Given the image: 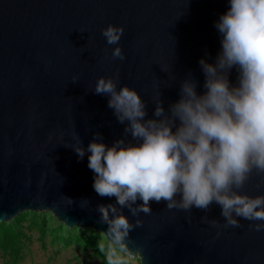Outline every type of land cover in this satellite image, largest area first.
Returning <instances> with one entry per match:
<instances>
[{
	"label": "water",
	"instance_id": "water-1",
	"mask_svg": "<svg viewBox=\"0 0 264 264\" xmlns=\"http://www.w3.org/2000/svg\"><path fill=\"white\" fill-rule=\"evenodd\" d=\"M229 7V0H0V223L45 212L68 229L106 232L96 207L116 198L95 192L91 154L81 160L73 150L76 133L85 149L95 133L108 146L124 138L110 97L93 91L98 79L119 74L118 90H136L146 118L160 91L166 110L180 99L189 73L203 94L199 61L215 63L222 39L215 23ZM109 25L125 30L118 45L101 34ZM115 47L125 60L113 59ZM229 79L236 84L235 69ZM240 192L264 195V175L254 172ZM83 200L90 204L81 208ZM150 206L129 237L140 264H264V231L249 228L264 222L238 218L240 228H213L202 217L225 223L215 203L191 216L163 201Z\"/></svg>",
	"mask_w": 264,
	"mask_h": 264
},
{
	"label": "clouds",
	"instance_id": "clouds-1",
	"mask_svg": "<svg viewBox=\"0 0 264 264\" xmlns=\"http://www.w3.org/2000/svg\"><path fill=\"white\" fill-rule=\"evenodd\" d=\"M229 5L215 23L222 37L215 63L199 61L203 94L189 73L180 85V99L166 110L160 91L152 118H146L147 104L138 92L128 86L118 90L119 74L96 83L94 93L110 97L108 107L126 124L124 138L112 146L98 142L103 136L95 133L85 149L76 133L73 147L81 160L86 152L91 154L88 167L95 174V192L116 198L114 204L96 207L99 223L107 225L101 232L106 253L104 243L99 244L107 264H128L141 256L130 248L135 241L129 237L143 226L140 214H152L153 201L189 216L193 208L207 213L215 203L225 223L202 217L213 228H240V219L264 222V195L240 192L254 172L264 175V0H229ZM124 31L109 25L101 34L108 45H118ZM112 57L126 59L121 47L114 48ZM233 69L235 85L229 79ZM83 201L81 208L90 204ZM123 209L137 217L135 224ZM249 228L264 231V223H250Z\"/></svg>",
	"mask_w": 264,
	"mask_h": 264
},
{
	"label": "rangeland",
	"instance_id": "rangeland-1",
	"mask_svg": "<svg viewBox=\"0 0 264 264\" xmlns=\"http://www.w3.org/2000/svg\"><path fill=\"white\" fill-rule=\"evenodd\" d=\"M0 225V264H107L106 239L90 229H68L49 213L25 212ZM91 238H95L91 240ZM104 243L105 253L99 244ZM128 264H140L139 259Z\"/></svg>",
	"mask_w": 264,
	"mask_h": 264
},
{
	"label": "trees",
	"instance_id": "trees-1",
	"mask_svg": "<svg viewBox=\"0 0 264 264\" xmlns=\"http://www.w3.org/2000/svg\"><path fill=\"white\" fill-rule=\"evenodd\" d=\"M24 216V214H20L18 215L15 219L12 220L11 224H9V227H12V225L14 223H18L19 221H21L22 217ZM1 226H3L4 224H0ZM83 230V229H82ZM91 240H94L95 241V238H91ZM106 248L108 249V245L106 246Z\"/></svg>",
	"mask_w": 264,
	"mask_h": 264
}]
</instances>
